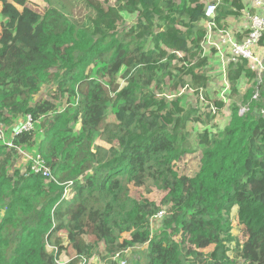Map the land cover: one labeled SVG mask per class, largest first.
<instances>
[{"label": "trees", "instance_id": "1", "mask_svg": "<svg viewBox=\"0 0 264 264\" xmlns=\"http://www.w3.org/2000/svg\"><path fill=\"white\" fill-rule=\"evenodd\" d=\"M80 2L72 20L54 0H0V122L31 114L42 131L15 142L35 146L55 177L24 175L15 149L0 142V264H81L101 244L98 264L144 245L146 264H264V83L254 99L251 61L231 62L220 81L236 99L191 106L185 91L207 86L206 0ZM245 2L221 0L218 25L229 29ZM123 12L137 15L127 30ZM253 51L264 57V37ZM246 76L253 81L242 92ZM50 83L52 98L36 99ZM226 106L227 122L217 119ZM196 150L199 170L181 174L176 162ZM132 186L165 193L160 230L150 227L160 207L133 198Z\"/></svg>", "mask_w": 264, "mask_h": 264}, {"label": "rangeland", "instance_id": "2", "mask_svg": "<svg viewBox=\"0 0 264 264\" xmlns=\"http://www.w3.org/2000/svg\"><path fill=\"white\" fill-rule=\"evenodd\" d=\"M178 2L180 0H177ZM217 1V0H216ZM221 2V0H218ZM66 2V3H65ZM65 2L61 1V0H54V4L57 8H60L61 10H63L69 17H72V20L76 17V10L78 9H84V5L80 2V0H66ZM207 3L211 2V0H206ZM1 8L2 5L0 3V22L3 20V17L1 15ZM85 13L89 14V9L85 8ZM72 15V16H71ZM123 21L121 22L120 26L122 28H126L129 29L130 26L132 24H134L137 21V15L136 14H129L127 12H123ZM245 17L241 16L235 20H233V23L230 27H228L230 30H234V29H238L240 27V22L244 21ZM1 31V28H0ZM30 31L29 28H26L24 30L25 33H28ZM11 51L13 53L14 56H16L17 54L20 53L19 49H15V48H11ZM206 53L209 55V60H208V64L207 67L203 68V70L207 69V79H205V84L207 85L205 88H202L201 90H197V89H189L186 90L185 93L188 95V102L190 103L191 106H199V104L201 105V103L203 101L207 102L208 100L213 101L215 99H217V97L219 95L221 96H225L226 99H229V97L233 100L236 99L237 96H234V94H232L231 96V91L230 88L228 89V87H223V84H221L220 81H225V79H227V74H226V70L228 68V65L225 64V59H224V55L221 54L220 52L214 53L212 51V49H208L206 50ZM206 54L203 53V56H208ZM223 73V74H222ZM253 81L252 76H246L245 80L243 81L244 83H242V87L243 90L242 92H244V90L248 87L251 86ZM125 85V82L122 78H120L119 80V87H122ZM56 89V85L53 83L50 84H44L41 86V90L40 93L36 96V99H40L42 97H46L51 99L52 95L54 93ZM205 94L208 95V97L205 96ZM61 95V94H60ZM60 95L58 94V99L57 102L59 104V107L61 109H64L68 106L67 103V99L66 97H60ZM60 97V98H59ZM208 99V100H207ZM199 100V101H197ZM74 108V107H73ZM73 108H71V110H73ZM215 109L217 110V107L214 106L213 112L215 113ZM224 113L230 114V110L229 107L226 106L224 107V111L223 112H219L217 114V119H222L225 122H227L230 117L228 115H224ZM24 120V118L20 119L17 121V123L12 126V127H8L9 128V134L13 133V130L16 129L21 122ZM216 121V118L212 121V123ZM75 131L78 133L81 131L82 127L80 123H77L75 126ZM189 128V132L190 134L187 137V141L193 145L194 147L197 146V130L194 129V127L191 125L188 127ZM40 129V126L37 124V127L35 130V132H38L37 130ZM39 139V138H38ZM31 150H36V147H31L28 146ZM201 157H202V153L200 150H196L195 152L192 153H188L185 156H183L179 161L176 162V168L177 170L181 173V174H185L188 176H193L197 173V171L200 168V164H201ZM17 166V162L16 165ZM131 195L133 198L137 199V200H141L143 198L148 197L149 199L153 200L156 205L158 207L161 208H165L167 209V206L162 203V200L165 196V193L161 190L156 189L155 187H151L149 189H146L144 186H132L131 188ZM232 219H233V233H235L236 235H241L242 232V228L241 226L238 224L237 218H236V208L233 209V213H232ZM163 221H157L154 226L152 227V231H157L160 230L162 228L163 225ZM176 238H178V235H176ZM244 239H242L243 241ZM146 245L142 246V247H135V248H130V249H123L122 250V255L128 260L129 264H146L147 263V256H146ZM211 249H213V246L209 247L207 250L204 251V253L209 252ZM94 258L92 259V261L90 262V264H97L99 261V253L101 251H105L104 249V245H98L95 246L94 249ZM230 255H233V252L230 251L229 252ZM98 259V260H97ZM67 261H65L64 263H66Z\"/></svg>", "mask_w": 264, "mask_h": 264}, {"label": "built area", "instance_id": "3", "mask_svg": "<svg viewBox=\"0 0 264 264\" xmlns=\"http://www.w3.org/2000/svg\"><path fill=\"white\" fill-rule=\"evenodd\" d=\"M219 4L220 1L218 0L211 1L205 8L204 23L207 33L205 41L202 42L204 54L207 55L206 50L215 47L218 52L224 55L225 64L227 65L231 62H237L241 57L249 59L251 61L250 68L258 80L253 98L258 99L261 85L264 83V57L255 55L253 46L264 37V0H246L244 8L241 9L242 16L245 19L240 22V27L237 29V32L243 35L242 39H238L237 35L233 34L230 29L218 25L217 8ZM246 112L247 108L241 107L239 116ZM37 124L33 116L27 114L21 124L13 130V133L9 134V128L0 122V142L8 148L15 149L17 166L24 175L40 174L45 178L55 179L48 162L37 150H31L27 145H17L15 142L18 134L35 130ZM166 214L167 209L161 208L151 218V229L157 221L164 220ZM114 260L117 264H129L128 260L122 255V251L115 253ZM88 262H91L88 257L83 256L81 264H88Z\"/></svg>", "mask_w": 264, "mask_h": 264}, {"label": "crops", "instance_id": "4", "mask_svg": "<svg viewBox=\"0 0 264 264\" xmlns=\"http://www.w3.org/2000/svg\"><path fill=\"white\" fill-rule=\"evenodd\" d=\"M212 1V0H211ZM208 55V54H207Z\"/></svg>", "mask_w": 264, "mask_h": 264}]
</instances>
